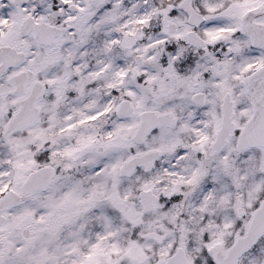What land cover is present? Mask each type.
<instances>
[{"label":"snow or ice","instance_id":"6c2138e0","mask_svg":"<svg viewBox=\"0 0 264 264\" xmlns=\"http://www.w3.org/2000/svg\"><path fill=\"white\" fill-rule=\"evenodd\" d=\"M0 264H264V0H0Z\"/></svg>","mask_w":264,"mask_h":264}]
</instances>
